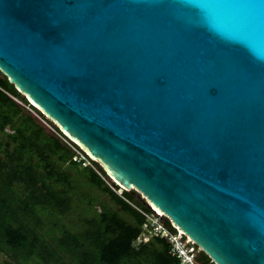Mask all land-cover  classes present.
I'll return each mask as SVG.
<instances>
[{"label": "water", "instance_id": "95a60500", "mask_svg": "<svg viewBox=\"0 0 264 264\" xmlns=\"http://www.w3.org/2000/svg\"><path fill=\"white\" fill-rule=\"evenodd\" d=\"M0 71L215 264H264V0H0Z\"/></svg>", "mask_w": 264, "mask_h": 264}, {"label": "trees", "instance_id": "16d2710c", "mask_svg": "<svg viewBox=\"0 0 264 264\" xmlns=\"http://www.w3.org/2000/svg\"><path fill=\"white\" fill-rule=\"evenodd\" d=\"M107 176L0 71V251L6 264H178L165 238L138 241L142 211L151 209L138 192L108 183ZM82 189L96 190L107 202L96 204ZM71 211L78 220L61 222ZM198 260L215 264L202 250Z\"/></svg>", "mask_w": 264, "mask_h": 264}, {"label": "built area", "instance_id": "2783aa9c", "mask_svg": "<svg viewBox=\"0 0 264 264\" xmlns=\"http://www.w3.org/2000/svg\"><path fill=\"white\" fill-rule=\"evenodd\" d=\"M148 206L150 211H142L146 220L138 241L148 242L155 237L165 238L170 244V253L177 258L178 264H200L198 254L202 249L182 230H179L178 226H174L162 211L150 203ZM165 219L169 220L170 226L175 230L165 223Z\"/></svg>", "mask_w": 264, "mask_h": 264}, {"label": "rangeland", "instance_id": "374dc122", "mask_svg": "<svg viewBox=\"0 0 264 264\" xmlns=\"http://www.w3.org/2000/svg\"><path fill=\"white\" fill-rule=\"evenodd\" d=\"M25 97V96H24ZM26 98V97H25ZM28 100V99H27ZM29 101V100H28ZM38 109V108H37ZM39 110V109H38ZM40 112H41V110H39ZM42 114H43V112H41ZM36 116H37V118L39 119V121L49 130V131H53L52 130V127H51V125L49 124V122L48 121H46V120H44L43 118H41L37 113H34ZM44 115V114H43ZM47 119H49L52 123H54L55 124V122L54 121H52L50 118H48L46 115H44ZM56 125V124H55ZM57 126V125H56ZM58 127V126H57ZM59 128V127H58ZM60 129V128H59ZM61 130V129H60ZM62 131V130H61ZM79 146V148L82 150V151H85V153H87L86 152V150H85V148H83L82 146H80V145H78ZM93 160V159H92ZM99 164H100V166L103 168V170H104V167L101 165V163L99 162V161H97ZM86 163H88V162H86ZM108 178H105V180L109 183V182H111V181H113L109 176H107ZM85 189H82L81 190V193H85L84 195H86L87 196V199L90 197V198H92V200L94 199V202L96 203V204H98V203H101V202H107V197L106 196H101V195H99L98 194V192H96V190H89V191H84ZM116 191L118 192V193H121V189H116ZM136 191V190H135ZM137 192V191H136ZM139 193V192H138ZM140 195H141V197H143L146 201H147V199L141 194V193H139ZM85 202V201H84ZM147 203H149L148 201H147ZM85 204V203H84ZM95 208L97 209V210H99V207L96 205L95 206ZM79 209V208H78ZM82 210H83V212L84 211H86V207H84V205H83V208H82ZM78 218H79V215H77L76 214V212H74V211H71L70 213H69V215L68 216H66V217H64V219H63V221H61V222H63V223H65V224H67L68 222H75V221H77L78 220ZM7 261H9V259H8V256L7 255H5L3 252H1L0 251V264H6V262ZM31 264H33V263H31Z\"/></svg>", "mask_w": 264, "mask_h": 264}]
</instances>
